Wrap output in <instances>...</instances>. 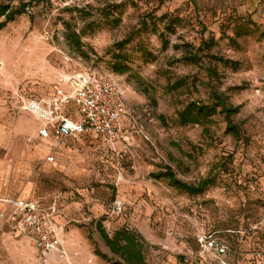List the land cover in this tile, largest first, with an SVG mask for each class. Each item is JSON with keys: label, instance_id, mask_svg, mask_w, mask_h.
Returning a JSON list of instances; mask_svg holds the SVG:
<instances>
[{"label": "rangeland", "instance_id": "374dc122", "mask_svg": "<svg viewBox=\"0 0 264 264\" xmlns=\"http://www.w3.org/2000/svg\"><path fill=\"white\" fill-rule=\"evenodd\" d=\"M8 1L27 7L0 29V264H116L98 222L109 236L140 235L147 264H264V0ZM192 54L200 60H186ZM87 70L125 86L129 140L82 135L49 162L20 101ZM212 90L238 107V139L220 107L203 124L179 122L178 110L210 103ZM168 169L188 184L215 183L191 195L152 176ZM13 197L52 214L58 251L42 253L9 220L3 199Z\"/></svg>", "mask_w": 264, "mask_h": 264}, {"label": "built area", "instance_id": "2783aa9c", "mask_svg": "<svg viewBox=\"0 0 264 264\" xmlns=\"http://www.w3.org/2000/svg\"><path fill=\"white\" fill-rule=\"evenodd\" d=\"M20 108L39 122L37 135L48 145L49 162L58 147L82 135L95 134L109 143L129 140L131 127L126 121L133 111L126 103L125 86L113 73L87 70L66 75L50 95L20 101ZM3 202L9 220L28 233L42 253L60 249L52 214L35 199L13 197Z\"/></svg>", "mask_w": 264, "mask_h": 264}, {"label": "trees", "instance_id": "16d2710c", "mask_svg": "<svg viewBox=\"0 0 264 264\" xmlns=\"http://www.w3.org/2000/svg\"><path fill=\"white\" fill-rule=\"evenodd\" d=\"M27 3H19L18 5H12L8 0H0V29L3 28L8 22L13 21L18 15L26 12ZM145 24V21H142ZM70 38L76 46H79V39L77 34L72 33ZM132 36L122 39L117 45L119 48L124 47ZM162 46L165 47L167 40L161 38ZM215 43L213 38L202 40L200 43V49H209ZM217 61L224 64L236 65L237 61L213 56ZM186 60L194 63L200 60V57L196 54L188 55ZM113 70L119 74L126 71L127 66L119 63H113ZM212 69L208 70V74L212 76ZM211 102L202 103L199 101H190L182 109L177 111V116L181 124H203L208 121L212 115L216 113L217 107H220L221 112L224 113L226 121V130L236 139L239 138L240 132L238 126L231 121V116L238 110V107H232L227 104L226 100L221 94L214 90L210 93ZM152 176L155 178L164 177L168 181L178 187L179 189L187 192L191 195H198L203 193L207 188L214 185L215 179L213 177H205L196 183L188 184L179 180L171 170L155 173ZM97 230L106 247L112 253V257L108 258L106 255H102L108 259H111L116 264H147L143 255V241L140 235L121 228L116 230L112 236H109L100 222L97 223Z\"/></svg>", "mask_w": 264, "mask_h": 264}, {"label": "crops", "instance_id": "0c3cea01", "mask_svg": "<svg viewBox=\"0 0 264 264\" xmlns=\"http://www.w3.org/2000/svg\"><path fill=\"white\" fill-rule=\"evenodd\" d=\"M39 126V125H38ZM38 128V127H37ZM38 136V135H37ZM39 138V137H38ZM40 139V138H39ZM45 145H46V148L48 147V145H47V143L44 141V140H42V139H40Z\"/></svg>", "mask_w": 264, "mask_h": 264}]
</instances>
